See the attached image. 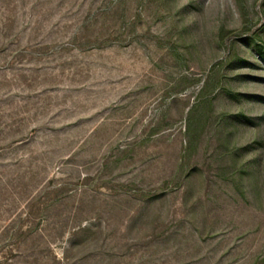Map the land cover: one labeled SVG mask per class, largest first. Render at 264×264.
Here are the masks:
<instances>
[{
  "label": "rangeland",
  "instance_id": "1",
  "mask_svg": "<svg viewBox=\"0 0 264 264\" xmlns=\"http://www.w3.org/2000/svg\"><path fill=\"white\" fill-rule=\"evenodd\" d=\"M0 264H264V0H0Z\"/></svg>",
  "mask_w": 264,
  "mask_h": 264
}]
</instances>
